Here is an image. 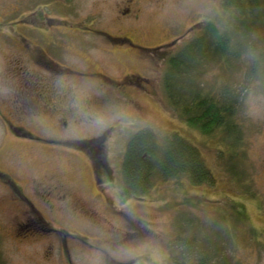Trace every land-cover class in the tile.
Returning a JSON list of instances; mask_svg holds the SVG:
<instances>
[{
	"label": "rangeland",
	"instance_id": "obj_1",
	"mask_svg": "<svg viewBox=\"0 0 264 264\" xmlns=\"http://www.w3.org/2000/svg\"><path fill=\"white\" fill-rule=\"evenodd\" d=\"M63 1L74 4V9H67ZM220 6L221 0H0L3 78L13 74L15 57L28 58L15 42L18 40L12 42L10 36H29L28 23L34 21L64 39L68 52L59 57L63 64L100 71L114 80L143 74L148 88H132L141 104L140 115L106 114L92 125L81 123L66 133L58 129L55 139L39 141L46 147L3 135L6 129L0 121V169L9 172L11 168L9 173L15 177L37 183L51 180L68 196L52 201L47 209L32 197L35 183L31 181L26 190L31 202L10 200L0 179V264H174L173 257L181 251L180 237L197 238L204 244L217 239L225 259L236 264H264V88L248 74L250 56L226 69L210 66L200 77L205 88L216 90L223 82L240 95L236 120L244 143L237 148L236 159H229L231 148L221 130L208 136L187 124L169 105L163 82L169 57L189 43L206 21L224 19ZM128 9V15L122 14ZM23 23L26 27H20ZM78 28L83 31V50L72 40ZM104 33L131 36L139 48L111 43ZM28 71L42 72L32 66ZM95 83L82 82L74 97L77 91L83 100L107 91H96ZM6 86L2 84V88ZM127 86L132 85L127 82ZM71 98L68 93V100ZM33 115L28 116L33 119L30 129L49 136L50 120ZM20 125L27 127L25 122ZM140 128L154 131L158 151L173 133L187 138L199 147L213 179L195 184L186 175L164 178L157 172L149 192L121 200L118 191L123 186L124 155ZM66 138L95 139L87 145L90 148L99 140L100 155L115 178L107 189L108 200L96 197L98 185L91 159L85 152L73 150L79 149L71 146L74 139L67 143ZM71 194L75 195L72 199ZM240 204L247 212V222L233 221L230 214ZM223 217L228 221L222 222ZM253 230L256 235L251 234Z\"/></svg>",
	"mask_w": 264,
	"mask_h": 264
},
{
	"label": "trees",
	"instance_id": "obj_2",
	"mask_svg": "<svg viewBox=\"0 0 264 264\" xmlns=\"http://www.w3.org/2000/svg\"><path fill=\"white\" fill-rule=\"evenodd\" d=\"M220 7L224 19L206 21L189 43L169 57L163 82L169 105L187 124L208 136L221 130L231 148L228 147L229 159H236L237 148L244 143L241 124L236 120L240 95L223 82L216 90L205 88L200 77L210 66L226 69L249 55L252 64L248 74L264 88V0H221ZM158 150L156 134L151 129L131 137L122 166L126 199L149 192L157 172L164 178L186 175L195 184L213 179L199 147L181 134L170 135L165 148ZM233 210V221L247 222L244 205ZM227 218L223 217L222 222ZM251 234L257 232L253 230ZM205 243L180 237L181 251L173 257L174 264H236L225 259L217 239Z\"/></svg>",
	"mask_w": 264,
	"mask_h": 264
},
{
	"label": "flooded vegetation",
	"instance_id": "obj_3",
	"mask_svg": "<svg viewBox=\"0 0 264 264\" xmlns=\"http://www.w3.org/2000/svg\"><path fill=\"white\" fill-rule=\"evenodd\" d=\"M63 2L62 5L67 9L71 7L74 9V4L68 3L67 1ZM129 11L128 9L122 14L128 15L127 13H129ZM45 12L46 10L43 11L44 15ZM22 26L26 27L25 23L20 25V27ZM28 29L30 31L29 36L25 34H18L15 37L10 36L11 41L18 40L15 42L19 43L27 53L28 58L23 59L21 57H15V67L12 70L13 74L9 73L4 78L0 76V90H3L0 94V121L6 129L3 135L6 134V136H11L14 139L34 140L38 143L40 140L46 138L55 139L59 135V132L55 133L58 129H60L62 133H66L81 123H89L92 125L97 122L96 119L98 117L102 118L106 114L121 116L127 113H131V115H136V113H138V115H140L142 110L141 104L133 89L148 91L147 86H144V83L147 84L146 76L143 74L131 73L124 75V78L121 80H114L100 71H83L81 66L73 68L68 64L65 65L63 62L59 61V57L66 55L68 52L66 46L64 47L63 45L64 39L61 36H54L55 32L50 33V28L42 25L36 26L34 21L28 23ZM73 31L74 29L67 31L66 35H69V33ZM2 33L3 26L0 21V35ZM58 33L62 34L63 32L58 31ZM104 34L111 43H127L131 48H139L135 46L137 42L131 36H118L110 33ZM82 37L83 31L79 28L75 30V33L73 32L72 40L79 50H83ZM53 48L57 49L59 52H53ZM31 66L42 72L38 74L28 71ZM10 81H12V84H9ZM86 81L96 82V86L93 85L96 91H107L100 96L86 98L84 100L82 94L80 95V92L77 91L76 97H74L76 89L81 87L82 82L84 83ZM80 82L81 84H79ZM127 82L132 86L128 87ZM5 83L7 84L6 89L2 88V84L5 87ZM68 93L72 96L70 100H68ZM18 103H20L21 106L18 105ZM31 115L35 118L38 117L43 120H50L48 123V129L50 130L48 132L50 134L49 136H47L48 134H45V136H43L44 134H37L38 132L35 133L34 130L30 129L28 124H32L33 119L28 118V116ZM126 116H128V114ZM132 118L137 119L138 117L133 116ZM27 119H29L30 122H26ZM24 122L27 123V127L20 125ZM114 127L115 126H112V128ZM43 129L45 133L46 127H43ZM104 138L105 137L102 139ZM73 139L74 142L71 146L79 148L73 150L85 152L91 159V171L94 173V181L96 180L98 185L96 188L98 191L96 197L108 200L109 196L107 189L114 185L115 178L107 161L102 159L100 155L99 151L101 148L98 146L99 140H97L95 146L93 145V147L90 148L87 145H91L92 141L95 139ZM73 139L66 138L65 141L68 143ZM38 144H40V142ZM42 146L46 147L47 145L44 144ZM8 169L13 171L11 168ZM9 172L0 169L1 183H3V186L7 189V197L10 200L16 199L17 201L29 203L33 197L37 201L45 204V207L48 209V207H51V204H53L52 201L68 198L67 194L56 187V183H52L51 180L44 181V184H42L34 182L32 181L33 179L24 176L15 177L13 173ZM121 173V183H123V186H120L121 190L118 191V195L121 200H126L123 195V168L121 169ZM31 181L35 183V195L32 197L26 192L28 184ZM66 191L67 193L69 192V190ZM69 196L70 199L75 197V195L72 194Z\"/></svg>",
	"mask_w": 264,
	"mask_h": 264
}]
</instances>
